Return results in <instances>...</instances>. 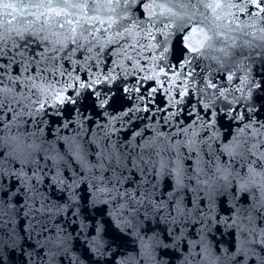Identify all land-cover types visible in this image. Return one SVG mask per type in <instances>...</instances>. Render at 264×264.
Masks as SVG:
<instances>
[{
    "label": "water",
    "instance_id": "95a60500",
    "mask_svg": "<svg viewBox=\"0 0 264 264\" xmlns=\"http://www.w3.org/2000/svg\"><path fill=\"white\" fill-rule=\"evenodd\" d=\"M142 2L0 0V159L32 185L36 171L55 205L48 230L28 239L16 209L31 193L0 177V264H264V12L249 0H155L149 17ZM197 26L211 37L204 54L186 41L178 52ZM75 153L106 170L81 168ZM149 190L154 203L120 195Z\"/></svg>",
    "mask_w": 264,
    "mask_h": 264
},
{
    "label": "snow or ice",
    "instance_id": "6c2138e0",
    "mask_svg": "<svg viewBox=\"0 0 264 264\" xmlns=\"http://www.w3.org/2000/svg\"><path fill=\"white\" fill-rule=\"evenodd\" d=\"M119 2V0H118ZM138 2V0H125V4L124 7L128 8L130 4H136ZM154 2L155 0H151V2H147V3H141L142 7H145L149 10V17H151L153 15V12L151 11V9L154 6ZM249 2H251L252 4H254V6L260 10V12H264V0H249ZM4 8H15L16 5L14 4H3L2 5ZM158 7H160L161 9H163L165 7V5L160 4L157 5ZM206 8H211L213 10H215L216 8H219L220 5L219 4H205L204 5ZM169 13L172 16H177V13H174L171 11V9H169ZM59 14V13H58ZM163 11L161 12V15H163ZM127 14L125 13V16ZM256 15H259V12L256 13ZM181 18L182 17H178ZM194 16H190L188 18L187 21L180 23V24H176V33H180L183 32L185 28L188 27V25L193 21ZM70 23V21H69ZM175 22L173 20H169L168 24H166L160 31L162 32V34L164 35V40L161 41L160 43L164 44L165 47L162 49V52H167V43L169 42V39L172 35H174L175 33L172 32H168L165 29L167 27H169L170 25L174 24ZM111 26V25H109ZM155 25L153 24V27ZM133 27H135V23H133ZM74 31V30H73ZM130 31V30H129ZM196 32L198 35H203L204 39L202 40H197V36L196 35H192L191 33ZM121 35L119 32L117 33V36ZM147 35L149 37H151L152 39H155V36L153 35L152 32H148ZM2 39V38H0ZM208 39H211V37H209L207 35V33L204 32L202 27H193L189 30V32L185 33L184 36L180 37L177 40V51L180 52L181 48L180 45L182 43H184V41H186L187 43L184 44V47L187 48L189 53H200L201 55H203V51L202 49L204 48V45L206 43V41ZM75 39H73V43H75ZM112 41L109 40L108 43H111ZM14 46L18 47L19 45H15ZM152 47H155V45H153ZM210 47V45H209ZM3 48V44L0 43V49ZM89 51H91V49H89ZM0 55H4L3 51L0 50ZM20 55H23V53H20ZM27 70V69H26ZM94 83V82H93ZM81 88L84 87L83 84L80 85ZM152 91H156L155 88L152 89ZM184 93L187 92V88H185ZM98 95V94H97ZM220 95H223V92H220ZM3 100H0V107L3 106ZM101 105L107 103V98L101 100ZM177 103H179V101H177ZM205 107H207V105H205ZM128 113H122L120 119L123 118V116H127ZM174 115V114H173ZM2 118V117H0ZM131 119V117L129 118ZM167 122V121H166ZM185 131H187L185 129ZM107 135V133H106ZM135 135H140L139 132L135 133ZM158 135H162L161 133H158ZM193 135H195V133H193ZM2 155V154H0ZM77 160L79 161L81 168L83 169H87L88 171H91L93 168L99 167V169L101 170V173H103V171H105V165L103 160H101L98 164L94 165V164H90L87 159L81 155H79V153H75ZM179 156V154H178ZM141 159H143V157H141ZM116 162L118 165L122 166V167H126V165H124L122 163V161L120 160L119 157L116 158ZM9 165L11 164V161L8 162ZM133 167H138V165L134 162L133 163ZM166 167V164L163 162V160L160 162V169H161V174H163V169ZM142 171V169H141ZM183 168L179 165H177L176 168L172 169L171 172H169V175H171L173 172L175 173V182H176V188H182L183 187ZM26 174L24 173L23 168H21L19 171H16L14 169H10V168H6L4 166V160L0 159V177H4V176H14L17 180H21L22 177H24ZM33 176L37 178V184L36 185H32L30 184V180L32 179V177H28L26 179L21 180V183L24 185V187H26L27 189H29V192L31 193V195H26V200L29 201L28 203L24 204V211L20 212L19 208L16 209V213L20 214L22 216H24L27 220V229L26 231H28V239L32 238V235L35 233H40L42 234L43 232L48 230V225L51 222L52 216L54 215L53 213V208L55 207V205H50L48 203H46V199L47 197L43 196L42 194H40L38 192V185L40 183V180L42 179V177H38L36 174V171L33 172ZM113 179H119V177H117L115 175V172L113 173ZM94 179L96 180H103V175L98 176V177H94ZM57 181L60 185L64 184V180L62 178H60V174H59V170L57 172ZM81 181L76 179L75 176L73 177V182L72 184L68 185L69 188H74L76 186L79 185ZM89 186H91V184H89ZM3 189V185H0V190ZM100 192H106V191H112L110 189L107 188H101L99 189ZM121 196L124 195H128L130 196V198L133 199L134 203L136 204H142L145 200V198L149 199L150 203H154L151 201L150 197L152 195L151 191L149 190L148 192L145 193L144 196H141L140 200H135L134 195L131 193H120ZM172 193H169V196L171 197ZM37 197L39 198V203L37 206ZM73 199H75V197H73ZM3 201H0V227H4L5 226V222L3 221V216H4V212H3ZM9 208H14V205L9 204L8 205ZM155 208H167V204L164 202H161L159 204H154ZM175 207L178 211V213H182V204L180 203L179 200H177L175 202ZM57 211H62V209L57 208ZM30 218V219H29ZM13 233H15V229L12 230ZM262 235V239L261 242H264V233L261 234ZM49 242L53 243V244H58L61 243L62 241L60 240L59 236L55 239V240H51V238H49ZM3 241L0 240V244H2ZM41 244L43 245L44 242H41ZM31 256V254H29ZM0 259H2V257H0Z\"/></svg>",
    "mask_w": 264,
    "mask_h": 264
}]
</instances>
